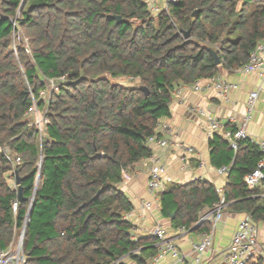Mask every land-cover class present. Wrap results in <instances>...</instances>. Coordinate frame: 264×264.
<instances>
[{
	"label": "trees",
	"instance_id": "16d2710c",
	"mask_svg": "<svg viewBox=\"0 0 264 264\" xmlns=\"http://www.w3.org/2000/svg\"><path fill=\"white\" fill-rule=\"evenodd\" d=\"M263 38L264 0H178L157 17L143 0H0V148L14 159L0 152V248L27 218L26 264H146L157 239H131L125 216L134 207L120 188L123 172L152 156L147 140L171 116L178 85L208 80L221 67L241 69ZM65 75L41 138L26 115L31 92L38 97ZM128 78L136 85L116 81ZM209 146L212 164L230 167L228 211L264 224V183L250 190L244 182L263 157L258 145L240 141L234 151L215 135ZM15 174L20 183L12 188ZM219 200L210 182L172 184L160 213L190 230Z\"/></svg>",
	"mask_w": 264,
	"mask_h": 264
},
{
	"label": "built area",
	"instance_id": "2783aa9c",
	"mask_svg": "<svg viewBox=\"0 0 264 264\" xmlns=\"http://www.w3.org/2000/svg\"><path fill=\"white\" fill-rule=\"evenodd\" d=\"M143 2L146 4L150 14L157 17L162 13L169 14L170 6L177 3L178 0H143ZM12 23L15 27L17 26L15 20L12 21ZM20 40L21 33L19 31L18 35L15 36L13 40V48L15 50L17 48V41ZM26 51L29 52L28 47H26ZM239 71L244 74L257 73L264 80V38L257 43L255 49L250 54L248 62L241 69H239ZM67 79L68 76L65 75L59 80H49L47 82L46 89L42 90L38 97L31 92L33 105L26 115L28 118H31L32 125L37 129L41 138L43 137L46 125L49 122L47 117V107L50 102V98L52 94L59 89L60 84L66 82ZM128 80H131V78H128ZM178 88H181V91L184 89L192 91L195 94H212L218 99L228 101L230 92L237 89L238 86L227 82L222 77L217 75L208 80H198L189 86L178 85L175 88L174 95H180L181 92H178ZM258 98L259 90L253 91L249 94L247 115L243 121H238L233 116L229 117L225 121H220L211 117L206 110H198L201 116L207 118L210 140L213 139L215 134L219 133L220 137L226 141L229 147L234 151H237L238 142L240 141L248 140L258 145L263 157L258 162L257 168L253 172L247 174L244 178V182L250 190L256 189L264 183V138L255 141L251 139L246 132V125L251 118V113ZM40 101L45 103L44 109L39 107ZM168 135H173L175 138L177 137V134L173 133L171 126H161L159 123L155 135L151 136L147 140V145L149 147L156 145L160 148H167L170 146L169 138H167ZM177 146L187 156L195 152L193 147L185 146L183 144H179ZM0 152H3L6 158L14 164V159L7 149L0 148ZM184 157L185 156H182L181 162L185 163ZM147 160L149 161V178L146 183V189L149 195H151L152 200L142 201L141 215L154 210H160V196L168 189V186L173 183V180L166 176L165 173L167 167L165 162L160 157L153 153ZM20 161L21 159L16 160L18 163ZM180 171L186 172L185 164L180 167ZM217 171L219 175L229 177L230 167L222 166ZM12 178L15 182L14 176H12ZM132 181L133 176L130 172L124 171L122 174L121 185L128 186V184ZM216 191L220 195V200L212 209L204 208V211L202 210L203 213L201 212L199 221L195 225V227L198 228L208 225L209 230L200 232L198 235L199 241L192 244L194 264H203V256L205 253L210 251L213 246L217 225L224 217L232 216V214L228 211L230 203L226 201L224 188H216ZM17 209L18 201H15L13 202L14 213H17ZM132 217L133 211L125 216V220L131 222ZM27 222L28 219L26 218L22 230L7 248H0V264H26L27 257L24 252V240ZM178 231L180 233H186L188 230L185 227H180L178 228ZM137 232L138 228L132 224L131 239L133 241H138L140 239ZM151 237H155L157 239L156 246L158 248L157 254L152 258V263L156 264L169 258L171 260L169 264H186V257L180 254L175 238L167 235L164 226L157 225L152 231ZM261 249L262 246L260 242L259 225L252 221L249 216H246L238 223L231 245L227 251L224 264H247L250 261L257 262L260 259ZM135 254H138V251H136ZM125 259L126 258L117 260L113 264H123Z\"/></svg>",
	"mask_w": 264,
	"mask_h": 264
},
{
	"label": "crops",
	"instance_id": "0c3cea01",
	"mask_svg": "<svg viewBox=\"0 0 264 264\" xmlns=\"http://www.w3.org/2000/svg\"><path fill=\"white\" fill-rule=\"evenodd\" d=\"M218 76L238 86L237 89L230 92L228 101L218 99L212 94H195L192 91L184 89L181 91V88H178V92L181 93L179 96L174 95L171 116L160 122L161 126H171L173 133L177 134L176 138L173 135L167 136L170 141V146L167 148L151 146L153 153L165 162L167 167L165 174L173 180L172 184H186L194 180L210 182L216 188H225L228 184V177L219 175L217 170L220 167L214 166L211 162L207 118L199 114V109L206 110L211 117L220 121H225L231 116L238 121H243L247 115L249 94L259 90V98L246 125V132L255 141L264 138V80L257 73L244 74L239 70L230 71L224 67L220 68ZM210 104L216 105L214 113L207 110ZM215 135H219V133ZM179 144L193 147L195 152L187 156L177 146ZM182 156H185V163L181 162ZM183 164L186 166V172L180 171ZM129 172L133 176V181L128 186L120 185V188L133 204L131 223L138 228L139 237H151L154 228L157 225H162L166 229L167 235L175 238L180 254L187 259L186 264H194L192 244L199 241L200 232H197V229L193 230L194 226L186 233H180L178 228L172 227L171 222L162 217L160 210L141 215L142 201L152 200L146 189L149 178V161L146 159L138 162ZM230 213L232 216L224 217L217 225L213 246L203 256V264L225 263V257L238 223L247 216L246 214ZM261 224H258L259 229ZM260 242L262 246L260 259L264 264V243L261 236ZM145 262L154 264L152 258ZM170 262L171 260L168 258L156 264H169ZM123 264L136 263L126 258Z\"/></svg>",
	"mask_w": 264,
	"mask_h": 264
},
{
	"label": "water",
	"instance_id": "95a60500",
	"mask_svg": "<svg viewBox=\"0 0 264 264\" xmlns=\"http://www.w3.org/2000/svg\"><path fill=\"white\" fill-rule=\"evenodd\" d=\"M115 19L117 20V23H120L121 20H122L121 17H116ZM189 37H190V31H188V32L185 33V39H189ZM214 58H215V63H216V65L219 66V65L221 64V61H220L219 57H218L216 54H214ZM142 90H143L146 94H148V90H147L146 88H142ZM215 108H216V105H214V104H210V105L208 106L207 110H208L209 112L214 113ZM15 179H16V180H15V184H16V186L18 187L20 181H19V177H18L17 174H15ZM18 193H19V201H23V195H22V188H21V187L18 188ZM170 218H174V214L171 215ZM197 228H198V227H194L193 230H196Z\"/></svg>",
	"mask_w": 264,
	"mask_h": 264
},
{
	"label": "rangeland",
	"instance_id": "374dc122",
	"mask_svg": "<svg viewBox=\"0 0 264 264\" xmlns=\"http://www.w3.org/2000/svg\"><path fill=\"white\" fill-rule=\"evenodd\" d=\"M116 81H118L119 83H124V84H127V85H129L130 84V81L129 80H122V79H117ZM136 84L133 82V81H131V84H130V86H135ZM9 183H10V185L12 186V188H15L16 186H15V182H14V180H13V178H12V176L10 175V177H9ZM261 228V238H262V241H263V243H264V224L262 223L261 224V226H260Z\"/></svg>",
	"mask_w": 264,
	"mask_h": 264
}]
</instances>
